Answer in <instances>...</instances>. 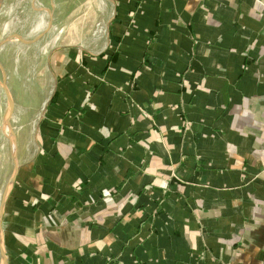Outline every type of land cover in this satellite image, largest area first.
Here are the masks:
<instances>
[{
	"label": "crops",
	"instance_id": "obj_1",
	"mask_svg": "<svg viewBox=\"0 0 264 264\" xmlns=\"http://www.w3.org/2000/svg\"><path fill=\"white\" fill-rule=\"evenodd\" d=\"M45 1L0 12L54 14ZM112 6L32 71L27 45L0 49L7 264H264V0Z\"/></svg>",
	"mask_w": 264,
	"mask_h": 264
},
{
	"label": "rangeland",
	"instance_id": "obj_2",
	"mask_svg": "<svg viewBox=\"0 0 264 264\" xmlns=\"http://www.w3.org/2000/svg\"><path fill=\"white\" fill-rule=\"evenodd\" d=\"M44 4L45 6H49L50 1L47 0ZM53 4L55 6V12L53 14V26L50 31L36 43L31 45L25 44L27 45V57L25 61L27 72L33 70L36 63L35 57H38V63H41V55L39 54L41 47L44 48L49 46L50 48L60 44H80L82 39H92L95 32H100V34H102L105 27L104 21L107 19L109 12L113 11L112 0H53ZM48 22V12H0V43L12 35H20L27 41L35 40L46 29ZM14 41L20 42L18 40ZM11 53L12 51L10 50L9 54ZM9 58L10 55L7 59ZM3 68L6 72V68L4 66ZM2 79L3 74L0 70V101L4 104L2 113L5 114L6 117L7 99L1 87ZM10 84L11 86L13 85L14 88H17L16 81H11ZM3 130L5 135L9 136V131L5 125ZM1 160L2 156L0 150V175ZM13 169L14 165L10 154V175L13 174ZM0 189L1 201L4 188Z\"/></svg>",
	"mask_w": 264,
	"mask_h": 264
},
{
	"label": "water",
	"instance_id": "obj_3",
	"mask_svg": "<svg viewBox=\"0 0 264 264\" xmlns=\"http://www.w3.org/2000/svg\"><path fill=\"white\" fill-rule=\"evenodd\" d=\"M46 10L49 14V22L47 24L46 29L35 40L27 41V40L23 39L20 35H12V36L8 37L6 40H4L2 43H0V49L5 44H7L13 40H18V41L22 42L23 44H28V45L34 44L37 41H39L47 32L50 31L51 27L53 26V11L50 9H46ZM0 70L3 74L1 87L4 90L5 95H6V99H7V113H6L4 125L7 127L8 131H9L8 139L10 142L11 157H12L13 165H14L13 174L7 183V186L4 190L3 196L1 198V203H0V264H7V256H6V252H5V243H4V234H3V218H4L5 207H6L7 201L10 197L11 190L13 189L16 177H17L18 172H19V162H18V158H17L15 133L13 131V127L11 124L12 115H13V111H14V101H13V98H12L11 93H10L9 88H8L7 74H6L3 66L1 65V63H0Z\"/></svg>",
	"mask_w": 264,
	"mask_h": 264
}]
</instances>
